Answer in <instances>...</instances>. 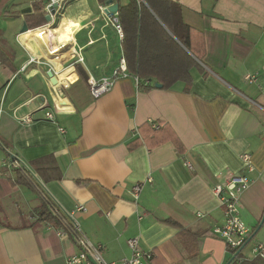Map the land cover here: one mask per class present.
Wrapping results in <instances>:
<instances>
[{
  "label": "crops",
  "instance_id": "0c3cea01",
  "mask_svg": "<svg viewBox=\"0 0 264 264\" xmlns=\"http://www.w3.org/2000/svg\"><path fill=\"white\" fill-rule=\"evenodd\" d=\"M38 1L0 0V47L11 62L0 61V264H66L80 252L76 235L41 219V197L16 184V165L4 149L27 164L55 209L75 232L102 246L109 263L130 258L128 241L139 238L154 253L151 264H237L213 235L224 214L212 188L230 174L251 178L240 209L254 233L264 216V0H171L192 29L191 51L185 50L199 64L189 91L185 82L164 88L156 78L139 79L128 70L99 99L89 92V77L112 76L125 58L112 24L119 23L118 13L102 14L107 6L97 0H66L46 36L48 22L22 33ZM129 2L114 4L120 9ZM144 6L143 15L167 31ZM28 8L32 12L25 14ZM32 35L47 48L35 50ZM54 44L65 48L56 52ZM77 48H83L84 64L75 65ZM32 58L38 61L30 63ZM28 115L30 124L20 120ZM244 153L251 154L252 172ZM39 160L46 163L34 166ZM79 206L86 211L77 212ZM140 212L146 213L142 220ZM169 219L206 233L198 260L188 259L178 231L164 223ZM258 234L256 242L264 244V225Z\"/></svg>",
  "mask_w": 264,
  "mask_h": 264
},
{
  "label": "trees",
  "instance_id": "16d2710c",
  "mask_svg": "<svg viewBox=\"0 0 264 264\" xmlns=\"http://www.w3.org/2000/svg\"><path fill=\"white\" fill-rule=\"evenodd\" d=\"M108 1L110 0H97L101 6H105ZM113 1L118 2V0ZM144 4L149 5L169 33L156 24L152 15H143ZM47 5L48 1L46 2V0H40L33 5L34 14L27 15L25 18L30 30L47 25L46 12H43ZM117 19L119 22L117 24L123 32L121 44L129 72L143 80L156 78L164 88H169L182 81L186 83L189 91L192 84L191 71L193 68L199 67V64L186 51H191L192 29L183 22L180 4L171 0H130L129 5L120 7ZM147 19L153 21L147 23L145 22ZM0 61L9 66L11 64L1 47ZM76 68L80 78L87 81L88 77L85 71L81 67L77 66ZM45 163L46 160H39L34 163V166H41ZM14 173L16 174V184L29 187L41 197V204L38 207L41 219L57 230H63L75 236L76 232L71 221L55 209L33 177L25 170H20L15 166ZM164 223L178 231V240L188 259L191 262L198 260L201 239L205 237L206 233L200 230H188L170 219ZM236 252L234 251L232 254L234 255ZM241 256L242 254L239 255V257ZM234 263L237 261L235 260ZM241 264H264V261L256 258Z\"/></svg>",
  "mask_w": 264,
  "mask_h": 264
},
{
  "label": "built area",
  "instance_id": "2783aa9c",
  "mask_svg": "<svg viewBox=\"0 0 264 264\" xmlns=\"http://www.w3.org/2000/svg\"><path fill=\"white\" fill-rule=\"evenodd\" d=\"M65 2L66 0H48V5L45 8L46 13H48V15L53 18V16L61 12ZM51 5L57 6L55 15H51V11L49 10ZM103 10L104 7H101L102 14H104ZM112 24L115 26L120 39H123L121 27L116 22ZM51 26L52 24L50 22L48 26L43 27V29H51ZM64 48L65 45H62L59 49L61 50ZM73 55V58L76 60L75 65L79 63H85V59L83 57V48H77ZM37 61L38 59L32 58L30 63ZM127 76V61L125 58H121L119 66L112 76L103 77L100 79L92 76L89 77L87 82L89 92L94 99H99L113 89L118 78ZM246 80L252 82L255 80V78L247 77ZM46 117L48 120L55 122L52 113H47ZM20 120L26 124H30L32 122L29 115L22 117ZM151 125L154 129L160 128L159 124L156 122H151ZM60 131L64 132L63 129H60ZM241 158L246 164L248 171L252 172L254 169L251 162V154L244 153L242 154ZM188 166L191 167L190 164H188ZM251 183L252 180L247 175L230 174L224 182L218 183L212 188V193L219 200L224 214V223L214 228L213 235L221 239L226 244L227 248L232 252H238L253 234V231L243 221L240 209L241 196L249 189ZM142 185V183H139L133 188V195L136 200L140 195ZM76 211L84 212L86 211V208L79 206ZM145 216V212H140L138 214L139 220H142ZM61 235L66 234H64L62 231ZM251 242L237 256V252L234 254L235 260L238 264L256 258L264 261V244L262 242H254L252 245H250ZM76 243L80 248V252L74 256H71L66 261V264H115L107 262L104 259L102 246L93 244L82 232H76ZM249 245L250 249L245 253V250ZM128 246L131 250V257L125 259L122 264H151L154 259V253L152 251L145 250L141 245L139 238L130 239L128 241ZM240 254H242L241 257H239Z\"/></svg>",
  "mask_w": 264,
  "mask_h": 264
},
{
  "label": "water",
  "instance_id": "95a60500",
  "mask_svg": "<svg viewBox=\"0 0 264 264\" xmlns=\"http://www.w3.org/2000/svg\"><path fill=\"white\" fill-rule=\"evenodd\" d=\"M106 8H104L103 12L106 16H108L109 18H113L115 14L118 13V9L119 6L117 4H114L113 0H110L108 2H106ZM56 5H51L49 7V10L51 11V15H55L56 13ZM32 10L30 8H28L25 11V14L31 13ZM46 20L48 23H50L52 21V18L50 15H48L46 17ZM29 31V28L27 26L26 23H24L23 25V29H22V33H26ZM50 78H54V72L51 70L49 71V75ZM56 79L53 80L54 83H56ZM157 88H162V86L160 84L156 85ZM9 161L11 163H13L14 165H16L17 168H19L20 170H25L26 172H28L38 183L39 185H41V187H43L46 191V188L42 185V183L40 182V180L36 177V175L32 172V170L27 166L26 163H24L20 158H18L16 155L12 154L11 152H9L8 150L4 149ZM67 216L70 218V216L67 214ZM264 225V216L260 222V225L258 226V228L254 231V233L251 235V237L248 239V241L246 242V244L237 252L236 256L243 251V249L255 238V236L259 233V231L261 230L262 226ZM235 259V256H234Z\"/></svg>",
  "mask_w": 264,
  "mask_h": 264
},
{
  "label": "bare ground",
  "instance_id": "6f19581e",
  "mask_svg": "<svg viewBox=\"0 0 264 264\" xmlns=\"http://www.w3.org/2000/svg\"><path fill=\"white\" fill-rule=\"evenodd\" d=\"M74 24V23H73ZM63 25H64V19L62 18L61 19V23H60V27H59V29H60V31L63 29ZM43 32V34L46 36L47 34H48V31H42ZM51 33H52V31H51ZM40 34V33H39ZM31 40H32V46H33V48L35 49V50H38V49H44V48H47V45L44 43V41L42 40V38L39 36V35H32V36H30L29 37ZM55 45V44H54ZM54 49H55V51L56 52H60V50H59V47L57 46V44L54 46ZM70 56H72V52H70ZM69 54H67L66 55V57H64V58H60L59 57V59H58V62L61 64L62 62H64V61H66V60H68V58L69 57H67ZM48 56H50V55H48ZM57 62V61H56ZM57 62V63H58ZM58 63V65L57 66H60V64Z\"/></svg>",
  "mask_w": 264,
  "mask_h": 264
},
{
  "label": "rangeland",
  "instance_id": "374dc122",
  "mask_svg": "<svg viewBox=\"0 0 264 264\" xmlns=\"http://www.w3.org/2000/svg\"><path fill=\"white\" fill-rule=\"evenodd\" d=\"M21 1H23V0H21ZM262 234V233H261ZM261 234H258L253 240H252V242H251V244L250 245H252L254 242H256L257 240H261ZM250 245L248 246V248L245 250V253L246 252H248L249 251V249H250Z\"/></svg>",
  "mask_w": 264,
  "mask_h": 264
}]
</instances>
